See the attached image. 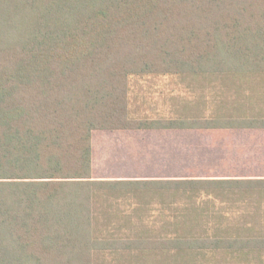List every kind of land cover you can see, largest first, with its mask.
Wrapping results in <instances>:
<instances>
[{"label":"trees","instance_id":"16d2710c","mask_svg":"<svg viewBox=\"0 0 264 264\" xmlns=\"http://www.w3.org/2000/svg\"><path fill=\"white\" fill-rule=\"evenodd\" d=\"M206 128H264V0H0V264H264V177L93 165Z\"/></svg>","mask_w":264,"mask_h":264},{"label":"crops","instance_id":"0c3cea01","mask_svg":"<svg viewBox=\"0 0 264 264\" xmlns=\"http://www.w3.org/2000/svg\"><path fill=\"white\" fill-rule=\"evenodd\" d=\"M172 131L191 132V153L182 146L174 150ZM225 131L229 132L228 139L219 142L218 136ZM112 133L120 143L113 152L118 157V177H264V128L135 129ZM124 139L130 141L127 147ZM218 142L224 152L217 150Z\"/></svg>","mask_w":264,"mask_h":264},{"label":"rangeland","instance_id":"374dc122","mask_svg":"<svg viewBox=\"0 0 264 264\" xmlns=\"http://www.w3.org/2000/svg\"><path fill=\"white\" fill-rule=\"evenodd\" d=\"M161 85L159 84V87ZM146 88V86H144ZM142 97V96H141ZM157 94L154 93V94H149V93H146V98L147 99H157ZM167 110L169 109V105H163L162 104H158L156 106V110ZM221 133V132H219ZM243 133V132H241ZM95 139H96V147H95V165L99 166L100 169H98V176H104V177H107V176H110V175H116L117 174H121L119 173L117 170L116 167L118 166L117 165V158L115 156V154H113V152L117 151L118 149L115 147L117 144L120 145V143H118V141L116 139H114V137L112 136L113 133L112 131H99V132H95ZM172 139H173V142H174V150L180 148V146H182V148H186L187 151H189L190 153L192 152V150L194 149L193 148V145H191L193 142L192 141V136H191V132H188V131H172ZM228 136H229V132L225 131L223 132V134H220L218 136V141L221 142V141H224V140H227L228 139ZM121 139V138H120ZM188 141V142H187ZM124 142H128L127 144L124 143V146L127 147L128 144L130 143L129 140H125L124 139ZM176 142H182L183 145H177L175 144ZM217 143V150L218 151H225V148H223L222 144L221 143ZM195 144V143H194ZM198 144H195L194 146H197ZM121 146L123 147V144H121ZM178 146V147H177ZM102 150H104V161H102ZM112 152V154H111ZM104 163V167H101L102 164ZM221 174L223 176H226L227 173L225 172H221Z\"/></svg>","mask_w":264,"mask_h":264}]
</instances>
